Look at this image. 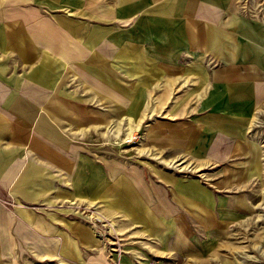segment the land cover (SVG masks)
I'll list each match as a JSON object with an SVG mask.
<instances>
[{"label": "crops", "instance_id": "obj_1", "mask_svg": "<svg viewBox=\"0 0 264 264\" xmlns=\"http://www.w3.org/2000/svg\"><path fill=\"white\" fill-rule=\"evenodd\" d=\"M262 208L264 20L0 0V264H244Z\"/></svg>", "mask_w": 264, "mask_h": 264}, {"label": "rangeland", "instance_id": "obj_2", "mask_svg": "<svg viewBox=\"0 0 264 264\" xmlns=\"http://www.w3.org/2000/svg\"><path fill=\"white\" fill-rule=\"evenodd\" d=\"M241 11L264 20V0H233ZM233 239L239 242V256L244 264H264V209L255 211ZM112 242L116 241L113 234ZM243 259V260H242Z\"/></svg>", "mask_w": 264, "mask_h": 264}, {"label": "built area", "instance_id": "obj_3", "mask_svg": "<svg viewBox=\"0 0 264 264\" xmlns=\"http://www.w3.org/2000/svg\"><path fill=\"white\" fill-rule=\"evenodd\" d=\"M147 264H155V262L149 260V261L147 262Z\"/></svg>", "mask_w": 264, "mask_h": 264}]
</instances>
